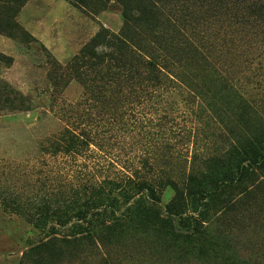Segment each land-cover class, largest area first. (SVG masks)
<instances>
[{"label":"rangeland","instance_id":"obj_1","mask_svg":"<svg viewBox=\"0 0 264 264\" xmlns=\"http://www.w3.org/2000/svg\"><path fill=\"white\" fill-rule=\"evenodd\" d=\"M154 2L159 13L142 23L127 0H0V264H48L29 257L44 235L19 208L34 209L53 192L87 182L119 181L143 161L176 178L208 170L251 119H264V30L235 20L234 0ZM125 16L129 34L182 33L199 53H168L178 74L173 88L143 96L110 90L100 101L90 77L69 62L100 29L124 28ZM67 120L84 124L89 149L52 155L45 140ZM263 178L257 174L246 196L235 190L208 211L228 262L264 264V182L257 185ZM172 195L170 187L162 190V208ZM153 239L149 233L115 244L120 251L111 247L107 264H209L188 248L179 252Z\"/></svg>","mask_w":264,"mask_h":264},{"label":"trees","instance_id":"obj_2","mask_svg":"<svg viewBox=\"0 0 264 264\" xmlns=\"http://www.w3.org/2000/svg\"><path fill=\"white\" fill-rule=\"evenodd\" d=\"M127 2L135 3L139 13L135 20L142 23L160 10L154 0ZM231 10L239 23L264 30V0H234ZM124 19L125 26L119 32L100 29L69 62V67L81 68L84 76L90 77V86L100 101L110 90L143 96L173 88L178 74L168 53L186 49L199 53L192 38L182 33L174 38L154 34L155 39L129 34V17ZM162 42L170 49H162ZM159 50L161 59L156 55ZM251 120L246 134L226 153L214 157V166L208 170L196 167L187 177L176 178L171 170L162 166L153 169L143 161L119 181L87 182L61 195L53 192L34 209L19 208L18 213L44 235L30 247L29 257L48 264H74L76 260L78 264H95L93 259L107 264L112 251H120L115 244L124 247L127 239H147L151 233L153 243L184 253L188 248L207 258L209 264H240L243 260L228 262L223 256L218 237L211 235L209 220L214 214L208 211L230 201L235 190L246 196L256 186L257 174L264 177V119ZM83 125L67 120L46 138L47 149L52 155L65 156L88 150L90 141ZM166 187L173 195L162 208L160 195Z\"/></svg>","mask_w":264,"mask_h":264}]
</instances>
